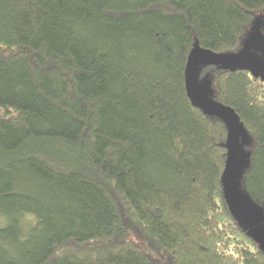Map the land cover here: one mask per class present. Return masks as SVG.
Instances as JSON below:
<instances>
[{
  "label": "trees",
  "instance_id": "trees-1",
  "mask_svg": "<svg viewBox=\"0 0 264 264\" xmlns=\"http://www.w3.org/2000/svg\"><path fill=\"white\" fill-rule=\"evenodd\" d=\"M264 0H0V264H264L231 214L227 127L189 100L194 44L240 49ZM248 132L264 210V82L201 68Z\"/></svg>",
  "mask_w": 264,
  "mask_h": 264
},
{
  "label": "water",
  "instance_id": "water-1",
  "mask_svg": "<svg viewBox=\"0 0 264 264\" xmlns=\"http://www.w3.org/2000/svg\"><path fill=\"white\" fill-rule=\"evenodd\" d=\"M262 29L263 19L257 16L236 52L217 53L196 42L187 58L185 88L195 108L205 115L222 120L227 127V158L221 176L225 200L233 217L248 230L249 235L264 252V210L240 187L242 172L249 163L244 149L248 144V132L233 108L211 98L209 83L205 78L201 79V68L214 66L230 72L247 71L264 82Z\"/></svg>",
  "mask_w": 264,
  "mask_h": 264
},
{
  "label": "rangeland",
  "instance_id": "rangeland-1",
  "mask_svg": "<svg viewBox=\"0 0 264 264\" xmlns=\"http://www.w3.org/2000/svg\"><path fill=\"white\" fill-rule=\"evenodd\" d=\"M1 219H2V218L0 217V221H1Z\"/></svg>",
  "mask_w": 264,
  "mask_h": 264
}]
</instances>
